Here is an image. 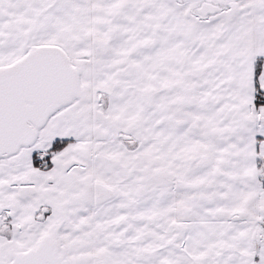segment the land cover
<instances>
[{
	"label": "snow or ice",
	"instance_id": "obj_1",
	"mask_svg": "<svg viewBox=\"0 0 264 264\" xmlns=\"http://www.w3.org/2000/svg\"><path fill=\"white\" fill-rule=\"evenodd\" d=\"M0 264H264V0H0Z\"/></svg>",
	"mask_w": 264,
	"mask_h": 264
}]
</instances>
